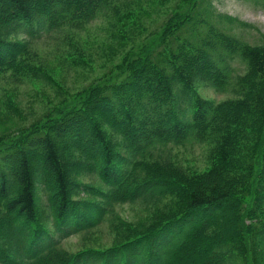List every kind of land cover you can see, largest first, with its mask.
Returning <instances> with one entry per match:
<instances>
[{"label":"trees","instance_id":"trees-1","mask_svg":"<svg viewBox=\"0 0 264 264\" xmlns=\"http://www.w3.org/2000/svg\"><path fill=\"white\" fill-rule=\"evenodd\" d=\"M170 1L0 0V83L56 89L68 71L90 72L96 21L100 47L155 38L0 137V264H264V35L230 32L246 25L211 0ZM155 6L165 23L146 32ZM188 146L203 168L172 158ZM122 205L150 216L118 224L111 247L63 248Z\"/></svg>","mask_w":264,"mask_h":264},{"label":"rangeland","instance_id":"rangeland-1","mask_svg":"<svg viewBox=\"0 0 264 264\" xmlns=\"http://www.w3.org/2000/svg\"><path fill=\"white\" fill-rule=\"evenodd\" d=\"M216 13L227 15L246 26H238L231 24L227 27L230 32L239 35L250 44H259L261 35H264V6L256 4L254 0H211ZM174 0L169 3L170 8L173 6ZM165 8L155 6L150 16L143 18L140 24L146 28V32L158 28L162 19L166 17ZM162 23H165L164 21ZM91 34L90 41L95 40L94 49H100L96 55L90 72H73L68 71L67 78L59 77V69L56 70L55 76L58 77L63 86L56 89L52 87H44L41 84L24 83L23 85H15L12 83H0V137L5 135H14L15 131L21 127L28 126L30 123L43 117L50 110L61 107L62 102L69 101L73 96H77L80 90H85L88 85L103 72H107L112 68V62L119 60L128 49L134 45V50H140L145 47L152 46L155 38L148 39L139 44L127 42L122 48H114L113 44H108L111 51L107 47H100L96 43L102 36L100 22L96 21L89 26ZM98 46L100 48H98ZM113 46V47H112ZM40 54H45L48 49L45 45L38 47ZM237 65V64H236ZM240 67L242 71L243 67ZM56 81V82H57ZM79 92V93H78ZM199 93L202 98L219 102L226 98V95L214 94L209 89L201 87ZM73 95V96H72ZM174 158L179 163H185L197 168L204 166V152L197 146L173 147ZM83 195H81L82 197ZM39 205L41 202L38 201ZM116 217L112 220H105L98 228L88 236L72 235L62 241V246L72 254L78 253L85 248H108L119 242L117 237L119 229L117 226L123 223L134 224L149 218L150 211L132 205H122L116 208ZM137 260L139 258H136ZM147 263V261L145 262Z\"/></svg>","mask_w":264,"mask_h":264}]
</instances>
